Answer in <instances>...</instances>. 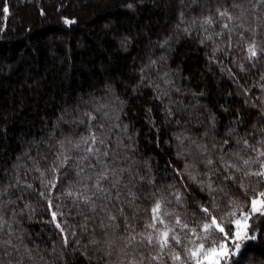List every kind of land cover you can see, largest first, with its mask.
Here are the masks:
<instances>
[{
  "label": "trees",
  "instance_id": "1",
  "mask_svg": "<svg viewBox=\"0 0 264 264\" xmlns=\"http://www.w3.org/2000/svg\"><path fill=\"white\" fill-rule=\"evenodd\" d=\"M256 5L258 0H0V207L15 233L0 234V264H121L126 226L143 231L161 197L190 226L203 222L199 205L215 202L218 219L228 211L224 193L249 210L250 199L264 192V180H241L234 173L236 181H226L223 167L207 165L206 157L255 159L243 139L256 147L264 140V55L246 59L252 30L264 47V5ZM225 8L232 21L216 15ZM207 16L214 24L202 27ZM224 23L231 32L222 30ZM90 131L110 146L116 165L128 168L120 201L109 202L118 227L101 228L105 214L99 207L93 214L65 195L79 186L82 166L73 163L80 152L67 141L82 144ZM61 141L72 159L59 170L51 199L53 210L59 203L65 212L58 219H66L79 240L76 245L70 235L67 248L40 196H49L44 184L53 178L50 165ZM208 176L218 191L207 189ZM128 189L137 197L132 205L124 203ZM176 191L183 205L174 200ZM121 207L124 216L118 214ZM230 227L225 224L226 231ZM252 229L257 239L244 242L234 261L264 264V216L253 217L250 234ZM8 239L19 251L2 244ZM156 251L139 249L146 258ZM163 264H172L167 254Z\"/></svg>",
  "mask_w": 264,
  "mask_h": 264
},
{
  "label": "snow or ice",
  "instance_id": "2",
  "mask_svg": "<svg viewBox=\"0 0 264 264\" xmlns=\"http://www.w3.org/2000/svg\"><path fill=\"white\" fill-rule=\"evenodd\" d=\"M258 5H264V0H258ZM256 5V6H258ZM238 7V5H234ZM131 7V5H129ZM4 13H8L7 7L3 8ZM216 15L219 18H227L228 21H232L234 17L225 8L223 11L216 9ZM68 24L74 23V21L66 20ZM214 19L212 16L204 18L202 27L204 25L212 26ZM243 28V25H240ZM229 29V24L224 23L222 30ZM207 32V28H205ZM247 31V29H245ZM217 35H222V31L218 32ZM253 40L248 44L246 48V59L249 62L254 61L258 56L264 55V47H259L254 39L255 30H252ZM243 38V33H241ZM205 39L211 40V35H207ZM168 43V39L165 38L161 47ZM230 46V44H229ZM254 66V65H253ZM241 71H243V65H240ZM166 75V74H165ZM264 79V77H262ZM150 111V110H149ZM95 119V117H91ZM239 120V117L237 118ZM264 131V130H262ZM82 144L77 142L73 144L71 140L67 141L68 145H72V148L80 152L78 159L74 160V164L82 165L77 171V175L81 176L79 186L72 185L65 190L66 197L71 199L72 205L79 208L83 205L91 213L96 214L97 208L99 211L104 213V217L101 218V228L106 227H118L116 224L117 216L113 215L109 209V202L120 201L121 191L123 188H127V184L121 182V177L125 172H128L127 167H120L116 165L115 154L109 157V145L102 137H98L95 132H89L87 137H81ZM195 143V141H190ZM224 143H227L225 141ZM256 144L261 145L256 147L250 145L247 139H243V146L251 152L256 154L255 159H243L239 162L233 163L226 161L223 157L218 158V161H213L210 157H206L207 165L212 166L219 163L223 167L222 179L230 182H235L237 177L234 173L241 174V180L246 177L254 176L264 180V140L256 141ZM61 151L57 153L56 161L50 165V171L53 173V178L44 184V187L48 188L49 196H45L44 192H40V196L47 200V207L51 215V223H53L56 229L59 230L62 244L65 248L68 247L70 242V235L72 241L79 245V240L76 237V232L72 231V226L68 224L66 219H58L64 217L65 212L61 210L60 204L55 205L53 210V203L51 199V191L56 188L57 183L60 182L59 170L68 166L69 159L72 157L65 152V142H60ZM103 147V151L101 148ZM198 147H201L198 145ZM206 151V146L201 149ZM112 160V164H109L106 159ZM83 161H87L86 165H83ZM253 164H258L259 167L255 170L252 169ZM116 165V166H113ZM39 171V169H36ZM90 170V171H89ZM209 172L215 174L216 168L210 167ZM129 177L132 178V174L129 172ZM44 174L41 173V176ZM67 175V173H65ZM191 179L195 180V176H191ZM151 183L152 181H148ZM20 183L19 180L16 181ZM240 188H244V184L241 183ZM27 188H31L32 185H26ZM206 187L210 192H216L218 189L213 188V182L211 176H208ZM113 190L115 195H113ZM223 192V189H219ZM245 191H247L245 189ZM5 193L0 192V196ZM130 199H126L124 203L132 205L136 200V195L131 189L125 193ZM172 196L178 205H183L182 194L179 191L172 193ZM224 203L228 207V211L224 214L217 215L220 213V209L215 202L205 205H199L198 211L203 216V222H193L190 226L189 223L185 222L180 215L170 212L167 209L169 201L164 197L156 199L153 206L150 209L151 222L145 225L143 231L137 232L132 225H127L125 232L126 237L123 239V252L124 259L121 260V264H145V259L148 260V264L156 262V264H163L164 257L167 254L168 258L172 261V264H242V260H235L234 258L241 257L242 244L248 240L257 239L256 230L252 229V233H249L251 224L249 221L252 217L259 214L264 216V192H259L256 196L250 199L249 210L244 211V206L236 201H233L228 197L227 193H224ZM59 199V197H57ZM215 201V196L212 197ZM2 204V202H0ZM30 207L25 205V208ZM115 207V205H113ZM135 211V209H134ZM215 213V214H214ZM118 214L124 216L123 207L118 209ZM14 213H10V216ZM105 218L108 224L105 225ZM126 219V217H125ZM87 217L85 222L81 225L83 229L87 228ZM230 224L231 227L226 231L225 224ZM68 231H66V227ZM7 234L9 237L15 235L12 229V225L9 220L5 219L3 215V209L0 207V234ZM19 239V237H17ZM92 243L99 244V241H91ZM108 247H112L110 241H105ZM3 245L15 251H19L18 248L12 243L11 239L2 241ZM181 248L184 255H181L180 251H176V247ZM142 247L155 248L157 249L155 254L149 253L146 258L139 249ZM30 251V250H29ZM110 254V253H109Z\"/></svg>",
  "mask_w": 264,
  "mask_h": 264
},
{
  "label": "rangeland",
  "instance_id": "3",
  "mask_svg": "<svg viewBox=\"0 0 264 264\" xmlns=\"http://www.w3.org/2000/svg\"><path fill=\"white\" fill-rule=\"evenodd\" d=\"M258 215V214H257ZM256 216V215H255ZM254 217V216H253ZM253 217H252V220H253ZM252 220L249 221V223L252 225ZM249 233H250V229H249Z\"/></svg>",
  "mask_w": 264,
  "mask_h": 264
}]
</instances>
